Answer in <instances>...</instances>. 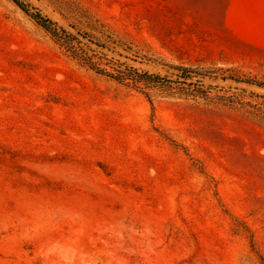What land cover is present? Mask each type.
Wrapping results in <instances>:
<instances>
[{
    "label": "rangeland",
    "instance_id": "rangeland-1",
    "mask_svg": "<svg viewBox=\"0 0 264 264\" xmlns=\"http://www.w3.org/2000/svg\"><path fill=\"white\" fill-rule=\"evenodd\" d=\"M25 1L174 83L99 76L0 0V264H264V0Z\"/></svg>",
    "mask_w": 264,
    "mask_h": 264
},
{
    "label": "trees",
    "instance_id": "trees-1",
    "mask_svg": "<svg viewBox=\"0 0 264 264\" xmlns=\"http://www.w3.org/2000/svg\"><path fill=\"white\" fill-rule=\"evenodd\" d=\"M23 13L32 19L39 27H41L56 44L59 49L68 54L70 58L87 67L99 76L106 77L118 84L130 87L134 90L142 92V86L150 88L168 89L173 81H170L166 76L154 74L147 71H141L134 67L121 63L114 58H108L103 53L107 49L106 45L97 41L88 32L77 30L76 33L70 32L67 29L58 25L40 10L34 8L25 0H10ZM178 80H181L184 85L190 86L193 79L200 74L190 67L186 66H171ZM242 82V81H238ZM250 83L249 81H245ZM256 84V83H251ZM148 100L152 101L148 93H144ZM153 107V104H152Z\"/></svg>",
    "mask_w": 264,
    "mask_h": 264
}]
</instances>
